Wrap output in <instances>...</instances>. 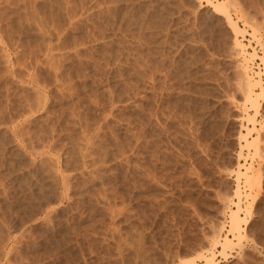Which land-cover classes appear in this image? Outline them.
<instances>
[{
	"label": "rangeland",
	"instance_id": "rangeland-1",
	"mask_svg": "<svg viewBox=\"0 0 264 264\" xmlns=\"http://www.w3.org/2000/svg\"><path fill=\"white\" fill-rule=\"evenodd\" d=\"M226 6L264 88V0ZM213 9L0 0V264H264V94Z\"/></svg>",
	"mask_w": 264,
	"mask_h": 264
},
{
	"label": "bare ground",
	"instance_id": "bare-ground-1",
	"mask_svg": "<svg viewBox=\"0 0 264 264\" xmlns=\"http://www.w3.org/2000/svg\"><path fill=\"white\" fill-rule=\"evenodd\" d=\"M206 2L208 3V5H210L211 7L214 8L213 10L216 13H220L221 15H223V17L226 20L227 27L229 28V30L233 34V55L243 58V63L239 64V66H240V68H239L240 71L239 72L241 73V79H240V81H241V87H240L241 88V92H242L243 96L245 97L244 100L247 101V102H250V104L252 105V103L254 104L255 100L258 98L257 96H259V93L256 92V89L261 87V84H260V79H258V78L256 79L255 78V74L253 73L254 71L251 72L249 67H248V65H246L248 60H252L253 59L254 53H252V52L249 53L246 50V44L243 43V41H242V39L244 37L245 30L242 29L238 25V22L236 20H234L229 15V13L227 12V11H229L228 10L229 7L226 6V2L229 3L230 0L229 1L228 0H225V1L224 0L223 1L222 0H206ZM217 10H219L220 12H218ZM250 29H252V32H251L252 39L256 40L257 43H259L260 45H264V42H261V39H260V37L258 35V31L256 30V28L252 27ZM262 65H264V63H262ZM256 76H258V72H257ZM261 93L264 94V88H262V87H261ZM261 93H260L259 97H261ZM256 113H258V106H255V114L253 113V115H248V114L246 115V113H245V115H246L245 118L249 121V123H251V125H252L251 129H253V130H254L253 127H254V123H255V119H254L255 116L254 115H256ZM249 132H251V131L246 126H245V132H241V133L239 132V138L240 139L242 138L244 143H245V144L241 145L242 147L247 145V144H249L248 139L246 138V136L249 134ZM241 165L242 164H237L236 173H237V175H244L245 176L246 173L248 172L249 168L245 167L244 168L245 170L241 171V169H240ZM248 178H249V175H248ZM253 179H255V178H253ZM248 180H250V179H248ZM235 195H237V197L239 199L240 192H238L236 190ZM234 205H236V207H235L236 209L232 210L231 213H230V224L229 225H230V231L232 232V235L235 236L237 238V240L239 239L238 241H240V238L243 237L242 232L244 230L243 226H241V221H242V223L244 221V224H245L246 220L242 216L239 215V212L242 210V208H241V206L239 204V201L235 202ZM218 236H219L218 234L214 236V239H212V240H214L213 241V245H211V246H213L212 248H214V246H216L217 244L220 243V245L222 246V250H220L219 252L225 258L228 255V252H229V251L227 252V250L228 249H232L234 247V244H236V243L234 241H232L231 238H226L225 236L222 239L223 241H219L220 239L218 238ZM238 243H240V242H238ZM211 250L212 249H210V251H208L209 252L208 254H201L200 255V257L202 258V261H203L204 264H215L214 263V254L215 253H214V251H211ZM187 263H189V262H187Z\"/></svg>",
	"mask_w": 264,
	"mask_h": 264
}]
</instances>
